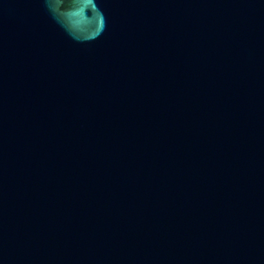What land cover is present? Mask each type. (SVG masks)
<instances>
[{
  "label": "water",
  "instance_id": "95a60500",
  "mask_svg": "<svg viewBox=\"0 0 264 264\" xmlns=\"http://www.w3.org/2000/svg\"><path fill=\"white\" fill-rule=\"evenodd\" d=\"M0 264H264V0H0Z\"/></svg>",
  "mask_w": 264,
  "mask_h": 264
}]
</instances>
